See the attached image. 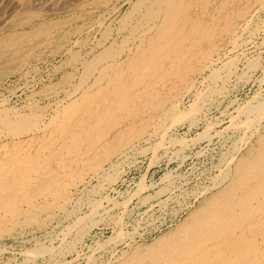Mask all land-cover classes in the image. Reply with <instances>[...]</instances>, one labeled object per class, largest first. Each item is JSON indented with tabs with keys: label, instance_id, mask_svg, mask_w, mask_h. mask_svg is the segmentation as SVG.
<instances>
[{
	"label": "rangeland",
	"instance_id": "rangeland-1",
	"mask_svg": "<svg viewBox=\"0 0 264 264\" xmlns=\"http://www.w3.org/2000/svg\"><path fill=\"white\" fill-rule=\"evenodd\" d=\"M31 1L0 0V116L5 108L36 124L19 135L0 123V174L52 153L55 175L0 208V264H120L191 219L259 148L264 117L243 109L264 101V0ZM169 3L199 17L206 34L182 44V59H165V74L150 67L138 89L156 80L151 93L119 109L111 128L95 127L90 143L62 145L64 129L81 136L74 123L92 121L85 97L149 53L151 26ZM152 7L163 14L151 19ZM17 36L25 39L16 46L4 42ZM106 49H113L107 58ZM72 101L78 107L67 116Z\"/></svg>",
	"mask_w": 264,
	"mask_h": 264
},
{
	"label": "bare ground",
	"instance_id": "bare-ground-1",
	"mask_svg": "<svg viewBox=\"0 0 264 264\" xmlns=\"http://www.w3.org/2000/svg\"><path fill=\"white\" fill-rule=\"evenodd\" d=\"M29 1L32 2L31 0ZM151 9L153 10L150 11L149 14L152 16L151 19L160 17V13H162L160 8L156 7L155 9L152 7ZM163 11L164 17H161L160 21L154 22L151 26L156 28L155 31H153V33L148 36V41L151 44L149 53L140 54L136 61L130 63V67L133 70L132 73L127 75L122 73L117 75L114 74L109 78V81L102 86L103 88H99L98 92H94L85 97V102L88 103L87 107L90 108L87 114L88 117L92 118V121L90 124H86L85 121H87V116H82L77 122L74 123L75 125H79L81 136H76L72 127L64 129L62 133V145L66 146L70 141H79L82 138H85L90 143L93 141V139H95L96 136L99 135V133H94L95 127L99 128L100 125L103 124L104 126L102 130H104V127L111 128L112 122H114V120H118L117 117L115 118V115L119 109H125L131 99L141 98L146 96V94L151 93L152 87L155 85L156 80L149 79V81L145 82V84H142V87L139 88L140 90L138 89V85L145 81L147 71L150 69V67L153 70L151 73L152 75L158 74L160 72L161 74H165L167 72V69L164 66L165 59L171 58L172 55L175 54L176 58L182 59V56H185L186 52V48L182 44H184L185 41H189L190 39L199 41L197 35L206 34V27L202 23L201 19L196 15L192 16L190 13L185 12L182 3H169L167 7L163 9ZM47 27L38 28L30 34L36 35L40 32H44ZM25 35L29 34L25 33ZM19 39L22 41V39L25 38L24 36L23 38L18 36L10 37L7 40H4V42H6L8 45L12 43L16 46V44L19 42ZM22 52L23 51H21V53ZM200 52L202 53L200 56L202 57L201 60L203 61V59H206L207 54L204 50H201ZM112 54L113 49H106L103 56H106L107 58ZM7 57L9 58V56ZM172 62L174 61H171V64H173ZM91 63L93 62L91 61ZM111 65L112 64H107L106 66L108 67ZM35 66L37 65L35 64ZM83 72H81L82 75ZM24 73L27 72L24 71ZM24 76H26V74ZM2 77H4V74ZM2 87L3 86L0 85V94L3 90ZM95 93L96 95H94ZM95 96L97 97L95 98ZM94 101L96 105L90 107L91 103L93 104ZM77 107L78 105L75 103V101L69 103L66 106V115L68 113V115H71ZM243 110L247 111V113L253 112L252 114L257 112L261 115V117H264V101L256 104H249ZM3 111L6 115L0 116V123L3 122L10 131L20 135L33 129L35 124L34 120H30L29 117L17 112L10 113V111L5 108ZM13 115L18 116L15 121L12 119ZM68 118H70V116ZM42 127L43 126L39 128ZM125 140L127 139H123L122 144H125ZM78 148L79 147H77V149ZM109 149L110 148L104 150V154H108L110 152ZM59 151L57 153H59ZM47 156L49 157L44 158V163L42 162L38 165H35L33 162L35 157H29L26 160L22 158L15 162L14 167H10L4 172L2 171L3 173L0 174V208L10 205L11 203L14 205L13 203L18 200V192L28 193L29 188L33 186L36 188L35 192L38 193V191H41L38 189L39 186H44L46 183L49 185L48 176L51 178L52 176L54 177L55 174L53 173V169H51L48 164L51 161L50 156H53V154L50 153ZM96 162L97 161L93 162L91 165L97 166ZM240 162L242 163H239L237 166V172L233 178L229 180L230 182L227 185L225 184V187L210 197V201L207 203V205L198 210L195 215L193 214L191 219L189 218L184 223L179 225L173 232H171L169 236L161 237L153 244L147 245L143 249L135 248L131 260L125 259L120 264H142L144 261L143 257L150 258V264H264V136L260 138L259 148H257L256 152L251 153L246 161L242 159ZM29 170L34 171L35 174L28 173ZM82 171H84V168L81 170L79 176L83 178L85 173ZM9 173L10 175H8ZM47 192L49 191L47 190ZM65 195L66 194L63 193L62 196ZM30 201L32 202L33 200ZM43 203H45V201ZM34 214L35 213L30 212L28 216L33 218ZM22 215L23 214H21V216ZM75 222H77V220ZM259 236L262 237L261 241L257 240V237Z\"/></svg>",
	"mask_w": 264,
	"mask_h": 264
}]
</instances>
